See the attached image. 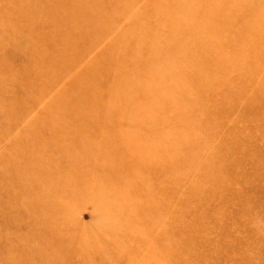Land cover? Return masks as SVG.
<instances>
[{"label": "rangeland", "instance_id": "obj_1", "mask_svg": "<svg viewBox=\"0 0 264 264\" xmlns=\"http://www.w3.org/2000/svg\"><path fill=\"white\" fill-rule=\"evenodd\" d=\"M0 264H264V0H0Z\"/></svg>", "mask_w": 264, "mask_h": 264}]
</instances>
